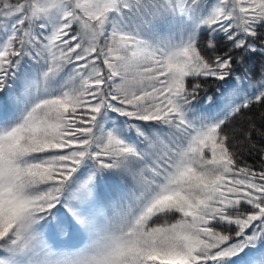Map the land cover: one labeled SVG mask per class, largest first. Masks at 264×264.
<instances>
[{"label":"snow or ice","instance_id":"snow-or-ice-1","mask_svg":"<svg viewBox=\"0 0 264 264\" xmlns=\"http://www.w3.org/2000/svg\"><path fill=\"white\" fill-rule=\"evenodd\" d=\"M256 105L264 0H0V264H264Z\"/></svg>","mask_w":264,"mask_h":264},{"label":"trees","instance_id":"trees-1","mask_svg":"<svg viewBox=\"0 0 264 264\" xmlns=\"http://www.w3.org/2000/svg\"><path fill=\"white\" fill-rule=\"evenodd\" d=\"M256 64H259V59L258 58H253ZM259 68L257 67L256 69H253L254 72H258ZM254 79H258V76H254ZM207 87V85H205ZM261 111H264V106L256 105L253 106L251 110H246L244 111L240 116L236 117L234 121L231 122L230 127H235V128H247V120L246 117L248 116H255L259 117V113ZM259 126V122H258ZM238 139H242V137H238ZM253 139L257 142L258 146L260 145L259 138L254 136ZM243 160L249 164L254 166L255 168L259 169L261 167V164L264 163V161H261L259 155L253 153L252 155H249L247 152H244L243 154ZM164 219L168 218H162L159 221H156L157 223L163 222Z\"/></svg>","mask_w":264,"mask_h":264},{"label":"rangeland","instance_id":"rangeland-1","mask_svg":"<svg viewBox=\"0 0 264 264\" xmlns=\"http://www.w3.org/2000/svg\"><path fill=\"white\" fill-rule=\"evenodd\" d=\"M254 79V78H253Z\"/></svg>","mask_w":264,"mask_h":264}]
</instances>
